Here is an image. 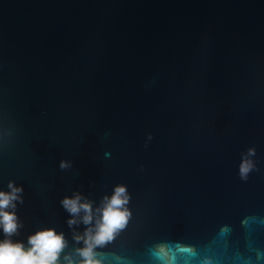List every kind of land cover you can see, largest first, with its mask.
Segmentation results:
<instances>
[{
    "label": "water",
    "instance_id": "1",
    "mask_svg": "<svg viewBox=\"0 0 264 264\" xmlns=\"http://www.w3.org/2000/svg\"><path fill=\"white\" fill-rule=\"evenodd\" d=\"M10 185L0 240L52 229L60 264H82L118 186L128 216L98 264H264V0H0Z\"/></svg>",
    "mask_w": 264,
    "mask_h": 264
},
{
    "label": "clouds",
    "instance_id": "2",
    "mask_svg": "<svg viewBox=\"0 0 264 264\" xmlns=\"http://www.w3.org/2000/svg\"><path fill=\"white\" fill-rule=\"evenodd\" d=\"M11 192L0 191V229L10 236L18 228L17 217L14 211V201L18 199L19 188L9 186ZM127 194L123 186L115 188L111 197H106L103 206L97 211L100 213L94 230L85 233V247L78 249V254L83 258L82 264H98L94 259L93 249L96 245L110 240L114 232L123 227L128 216V210L123 207L127 204ZM64 207L74 216L83 211L82 220L89 224L93 220V209L90 202L85 201L79 194L62 201ZM70 220L69 223H74ZM81 239V237H77ZM28 247L23 243H13L10 239L0 240V264H60L59 256L65 247L63 234H58L52 229L36 232L28 239ZM67 264L72 261L65 257Z\"/></svg>",
    "mask_w": 264,
    "mask_h": 264
}]
</instances>
